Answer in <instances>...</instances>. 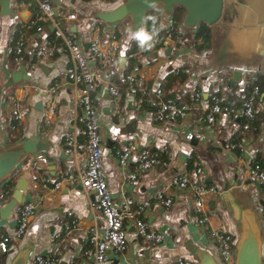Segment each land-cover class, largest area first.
Returning a JSON list of instances; mask_svg holds the SVG:
<instances>
[{"label": "crops", "instance_id": "crops-1", "mask_svg": "<svg viewBox=\"0 0 264 264\" xmlns=\"http://www.w3.org/2000/svg\"><path fill=\"white\" fill-rule=\"evenodd\" d=\"M28 1L29 3H19L18 0H10L11 13L9 15L1 14L0 4V74L1 72L10 74L19 66L26 64L31 75L29 80H23L5 91L2 110L4 130L9 144L32 135L50 141L52 143L50 156L54 160V168L48 159L46 168L42 172L37 171L34 165L38 162V156L42 154L29 156L17 172L9 178L14 180L13 187H15L17 181L24 177L28 182L25 193L28 194L30 200H37L39 204L31 230L17 240L14 248L7 254L6 264L10 263L11 257L17 250L28 243L35 246L28 264H32L36 255H41L46 259H57L59 264H94L93 256L87 253L92 247L90 229L96 226L104 230L106 225L102 211L93 206L96 196L87 194L79 183L67 184L55 193L44 192L41 187L44 179L49 185H53L61 178L79 176L86 172L88 150L86 137L83 134V110L75 104L69 55L63 54L54 59L46 58L37 67L31 68L29 61L24 59L28 53L26 52L21 60H15L16 65L11 64L10 54L11 50H14L13 38L16 25H21L24 20L29 21L35 14H39L40 20L41 18L46 19L38 3L35 0ZM46 1L57 8L60 14H66L69 11H76L80 14L79 21H66L64 28L70 37L82 41L84 47L85 44H90L93 34H100L102 38L109 39L116 26L120 25L110 26L91 20L87 13L93 8H114L123 0L107 5L102 4L100 0ZM157 8L161 12L160 26L167 30L172 23V18L169 19L166 16L163 7ZM22 12H29L28 18H22ZM126 25L120 39L114 38L123 43L124 51L128 41L130 22ZM203 25L200 29L206 28L207 31L202 35H197L198 33H193L190 29L180 31L181 35H190L191 40L183 45L172 47L170 54L166 53L169 47L149 51L143 56L140 67L132 72L143 78L146 84L154 81L156 85H159L167 81L169 74L181 70L186 74V79L181 86L169 81L170 92L176 91V96L180 98L187 92L194 96L198 90L201 98L197 100L194 96L193 99L196 105L201 106L210 104V93L213 90L217 91L221 86L222 73L228 78L225 93L232 88V85L242 88L245 81L253 76L243 73L241 81L231 82L233 69L229 68L212 73V77L207 81L197 80V71L191 63L192 57L193 55L202 56L211 48V27ZM49 31L50 33L43 31L34 34L38 41L28 44L30 51L41 41L53 42L55 40V37H52L53 30H51L50 22ZM207 32L210 36V45L200 48ZM85 49L88 50L86 47ZM122 57L126 58L127 63L124 52L117 59L120 60ZM118 64L116 71L122 72L125 65L121 68L120 62ZM56 83L60 87L56 112L46 118L44 109L52 98L49 89ZM157 89H160L164 95L166 94L161 87ZM96 98L101 110L103 163L113 198L120 206L130 203L135 211L146 200H151V207L139 216L147 220L152 230L166 234V240L163 243L153 244L138 235L132 221L124 220L122 228L126 236L127 250L123 254H113L115 264H171L178 260H190L195 264H201L200 258L204 256L205 251L212 253L216 261L223 264L219 242L214 239L212 231L217 229L237 236V224L216 198L217 174L220 171V173L226 172L230 179H234L235 175L241 177L242 171L243 182L248 183L252 192V203L263 216L264 225V207L260 205V199L264 198V191L260 194L254 183L248 181L241 158L229 145L230 139L240 127L242 118L240 110L225 107L216 126L210 129L205 122V106L190 110L184 119L170 116L158 121L150 111L141 110L137 97L128 91L119 100L114 101L105 86H100ZM184 101L185 104H190L187 99ZM39 102L44 104L43 110L37 108ZM14 103L29 105L32 111L25 120L18 119L23 125L24 132L20 139L11 142L7 129L11 116L16 118ZM135 118L136 132L130 135L122 134L120 128ZM191 133L198 140L197 144L194 143V138L189 137ZM71 138L77 139L80 143L76 148V154L71 151L72 145L68 144ZM263 140L264 133L254 141L247 140L243 146L242 158L246 160L249 157L246 152L254 154L260 151L262 153ZM130 147L134 151H132L127 166H123L119 161V153ZM145 150L158 158L166 155L169 159L166 163L161 160L160 165L142 172L139 185H133L128 179V174L138 166L139 157ZM63 153H65L64 157ZM183 154L187 157L181 160ZM194 155L200 158L203 164V172L196 182L198 187L205 190L202 196L204 201L202 211H196L192 207V197L187 190L171 187L174 179L186 174L187 163ZM205 169L209 170V174H205ZM236 169L238 171L233 172ZM209 176L214 177V182L208 181ZM4 182L0 183V190ZM160 192L174 196V202L170 207L156 202L155 196ZM256 196L259 197L257 201ZM1 227L5 228L8 233L13 232L14 229L6 222L0 223Z\"/></svg>", "mask_w": 264, "mask_h": 264}, {"label": "built area", "instance_id": "built-area-1", "mask_svg": "<svg viewBox=\"0 0 264 264\" xmlns=\"http://www.w3.org/2000/svg\"><path fill=\"white\" fill-rule=\"evenodd\" d=\"M35 1L38 3L42 15L53 26L55 40L53 42L47 40L41 41L30 51L28 45V31L34 26L36 21L29 23L28 20H24L21 23L22 32L14 46L16 59L21 60L26 52H30L29 65L31 68H34L46 58L54 59L63 54L69 55L71 60V82L75 90V104L80 106L83 110V134L86 137L88 150V166L86 172L79 176L61 178L53 185H49L44 179L41 187L44 192L55 193L67 184L79 183L87 194H94L96 196V202L93 206L102 211L106 225L104 230L96 226L90 229L92 247L88 249L87 253L93 256L94 264H115L113 254H123L127 250L126 236L122 228L124 220L132 221L138 235L153 244H161L166 240V234L164 232L152 230L147 220L139 216V214L151 207L152 201L146 200L137 211L133 209L130 203H126L123 206L118 205L113 198L104 168V147L100 129L101 110L97 103L96 93L100 86H105L114 101L122 97L123 93L120 87L110 78L106 64L109 60L120 57L122 52H124L123 43L116 39H104L100 34L95 33L92 35L88 50H86L82 41L70 37L64 28V23L66 21H79L81 16L78 12L69 11L66 14H60L58 9L49 2L45 0ZM179 30L183 32L180 26ZM153 33L154 38L152 47L140 48V54L145 55L149 53V51L157 49V45L164 49L183 45L191 40V38L185 34L177 38V29L172 23L165 35L161 36L156 31ZM127 81V91L133 96L136 97L147 91L146 81L137 76L135 72H131L127 75ZM59 91L60 87L57 83L49 89V94L52 95V98L44 109L46 118L51 117L56 112ZM163 95L161 90L157 89L150 100L152 107V111L150 112L158 121L164 120L168 114L184 119L190 110L194 108H203V106H205V122L207 126L212 129L218 123V119L223 111V98L214 91L210 93V104L203 106L184 104L178 107L174 105L173 100L164 99ZM260 95L261 92L255 89L243 102L240 114L244 120V130L249 129L250 125L255 121L257 112L256 99L260 97ZM194 96L199 100V98H201V93L196 91ZM31 111L32 107L29 105H17L15 117L23 121L29 116ZM189 137L194 138V134L191 133ZM68 144L70 146L72 145L73 149L71 151L76 154V148L80 145L77 139H69ZM132 151L134 150L130 147L119 153V161L123 166H127ZM256 154L257 153H250L246 160L243 159L242 156L241 161L247 173L248 181L252 183L259 181L263 184L264 169L257 159ZM139 158L138 166L128 174V179L133 185H139L142 172L151 170L162 163L160 158L147 150H145ZM47 163L48 158L44 155H39L38 162L34 165V168L42 172V170L46 168ZM202 172L203 169L198 168L193 170L190 174L180 175L178 178L174 179L171 184V187L174 189L183 188L190 193L192 197L191 205L196 211H202L204 205L202 196L205 190L196 185ZM155 200L165 207H170L174 202V196L172 194L160 192L156 194ZM38 204L39 202L37 200H29L17 211V226L13 229V232L9 233V235L0 242V252L8 254L11 249L14 248L17 240L27 234L37 215ZM212 235L214 239L219 242L222 263L234 264V235L217 229L212 231ZM32 264H59V261L54 258L46 259L41 255H36L32 260ZM171 264L195 263L190 260H178Z\"/></svg>", "mask_w": 264, "mask_h": 264}, {"label": "water", "instance_id": "water-1", "mask_svg": "<svg viewBox=\"0 0 264 264\" xmlns=\"http://www.w3.org/2000/svg\"><path fill=\"white\" fill-rule=\"evenodd\" d=\"M0 4L1 14L9 15L10 0H0ZM177 6L184 9V16L179 24L182 30L190 29L193 33H198L203 24L211 27L210 50L202 56L192 57L191 63L197 71V80L207 81L212 77V73L225 68L233 69L231 82L241 81L243 73L251 74L253 77L257 74L264 75V0H123L114 8H93L87 15L91 20L110 26L129 20V29L135 32L144 29L146 16L156 7H163L166 16L171 19ZM28 15L29 12L21 13L24 19L28 18ZM89 46V43L85 44L87 49ZM171 52L172 47L166 49L167 54ZM24 59L27 62L30 60L29 52ZM125 63L126 58H120L121 68ZM30 78L26 64L19 66L10 74L2 72L0 74V183L13 176L29 156L42 154L50 160L54 168V160L50 156L52 145L50 141L32 135L9 144L6 138L2 116L5 91ZM37 108L43 110L44 104L39 102ZM120 132L125 135L135 133L136 118L120 128ZM193 141L195 144L198 143L196 138ZM262 144L261 154L264 160V140ZM246 153L247 156L250 155ZM186 157L184 154L181 155V160ZM237 169L233 172H237ZM204 172L209 174L208 169ZM220 172L217 174L216 198L237 224V236H234V264H264L263 218L252 203V192L248 183L243 182L242 171L241 177L235 175L234 179H230L226 172H222L223 174ZM208 181L214 182V177L209 176ZM27 185L28 182L23 177L17 181L10 196L3 197L0 193V223L6 222L12 228L17 226V209L30 200L25 193ZM254 185L258 192L263 194L262 184L257 181ZM260 203L264 204V198L260 199ZM32 226L33 223L27 234ZM34 249L35 246L28 243L13 254L9 264H28ZM200 259L201 264H219L208 251H205Z\"/></svg>", "mask_w": 264, "mask_h": 264}, {"label": "trees", "instance_id": "trees-1", "mask_svg": "<svg viewBox=\"0 0 264 264\" xmlns=\"http://www.w3.org/2000/svg\"><path fill=\"white\" fill-rule=\"evenodd\" d=\"M19 3L25 2L29 3L28 0H18ZM46 1V0H45ZM117 0H100L102 4H110L113 3ZM39 14L33 15L31 19H29V23L35 22L34 26L28 31V44L29 43H35L38 41V38L35 37V33L43 32V31H49V22L46 21V19L41 18L39 19ZM184 16V9L182 7H176L174 9V12L172 14V24L173 26L177 29L176 37L178 38L181 36V32L179 30V24L181 23L182 19ZM160 17H161V12L160 10L156 7L152 11L148 13V15L145 18V23H144V29L148 33H153L154 31L158 32L161 36L165 35L167 30L165 28H162L160 26ZM129 20H125L121 23H119V26H116L115 31L113 35L109 39H120V37L123 35V32L125 31L127 27V23ZM98 25H103V24H98ZM204 26V25H203ZM206 28L200 29L197 35H202L206 32ZM22 32L21 25L18 24L16 25V29L14 31V38H13V44L17 43L18 38L20 37V33ZM54 37V33H52ZM190 34V33H189ZM196 35V34H194ZM190 36V35H189ZM153 43V41L151 42ZM210 45V36L207 32L205 34V38L203 41V44L200 46L202 47H208ZM15 46V45H14ZM140 46L137 41L132 40V41H127L125 44V51L124 55L127 57V63L123 69L122 72L116 71L117 65L120 62L119 59L115 58L112 60H109V62L106 64L107 72L110 76V78L120 87V90L122 93H126L128 90V81H127V74L130 72L134 71L135 69H138L141 65V60L143 58V54H140ZM157 49H160V46H156ZM10 59H11V64L16 65V55L14 50H11L10 54ZM117 59V60H116ZM186 79V74L183 71H179L177 73H171L168 75V79L164 83H160L159 85H156L154 81H149L147 82V91L144 92L143 94L137 95V99L139 101V108L141 110L145 109L148 111H152L151 107V97L154 95V92L156 91V88L161 87L166 91V94L163 95L164 99H171L174 102L175 106L181 107L185 104L184 100H188L187 102L190 103V105L194 106L196 103L195 99H193V94L191 93H186V95H181L180 98L176 96V91L170 92L171 88H169V81L174 82L176 85L181 86ZM158 84V83H157ZM227 84H228V78L227 76L222 73V78L220 82V87L219 89L213 90L214 92H217L222 98V110L226 108H234L235 110L238 109L240 110L242 108L243 102L250 96V94L253 92V90L258 89L261 92L260 97L256 99V118L255 121L250 125L249 129L244 130L243 124L244 120L241 118V123L239 130L232 136V138L229 141V145H231L232 150L236 153V155L241 158L243 156V146L244 143L247 140L254 141L258 138H260L263 133H264V98H262V95L264 94V75L262 74H257L256 77H250L248 78L244 86L238 87V85L233 86L232 88L228 91L225 90L227 89ZM241 90V91H240ZM198 91V90H196ZM18 104L14 103V106L16 107ZM204 112V111H203ZM201 112H199L200 114ZM206 114V111L204 112V115ZM174 117V115H167V117ZM201 116V115H200ZM177 117V116H175ZM187 117V116H186ZM179 118V117H177ZM24 129L23 125L21 122H19L18 119L14 118V116H11L10 119V124L7 129V134L9 137V141L15 142L17 139H20L23 135ZM257 159L259 160L262 168L264 169V160L262 158V154L259 151L257 154ZM162 162L166 163L167 160L169 159L166 155L160 156L159 157ZM203 164L200 158H198L196 155L192 156L189 162L187 163V168H186V174H190L193 170H196L198 168H202ZM14 186V180L8 179L5 181L1 187L0 193L3 197H8L10 196L12 189ZM262 189L264 191V183L262 184ZM9 235L8 231L1 227L0 228V242ZM6 259H7V254L0 252V264H6Z\"/></svg>", "mask_w": 264, "mask_h": 264}, {"label": "clouds", "instance_id": "clouds-1", "mask_svg": "<svg viewBox=\"0 0 264 264\" xmlns=\"http://www.w3.org/2000/svg\"><path fill=\"white\" fill-rule=\"evenodd\" d=\"M154 38V33H148L145 29H140L138 31H131L129 29L127 40L130 42L132 40H135L138 42L139 46L143 48H151L152 47V41Z\"/></svg>", "mask_w": 264, "mask_h": 264}, {"label": "rangeland", "instance_id": "rangeland-1", "mask_svg": "<svg viewBox=\"0 0 264 264\" xmlns=\"http://www.w3.org/2000/svg\"><path fill=\"white\" fill-rule=\"evenodd\" d=\"M264 196V195H263ZM259 199V197L258 196H256L255 197V200L257 201ZM262 207H264V205L263 204H260ZM262 218H263V216H262ZM262 224H263V222H262Z\"/></svg>", "mask_w": 264, "mask_h": 264}]
</instances>
